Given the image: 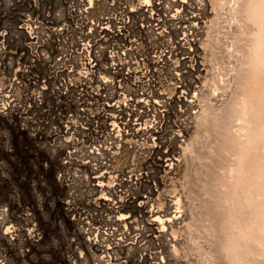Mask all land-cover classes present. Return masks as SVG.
Here are the masks:
<instances>
[{
	"label": "rangeland",
	"instance_id": "1",
	"mask_svg": "<svg viewBox=\"0 0 264 264\" xmlns=\"http://www.w3.org/2000/svg\"><path fill=\"white\" fill-rule=\"evenodd\" d=\"M46 1L0 0V35L7 34V50L4 53L0 48V92L12 93L17 100L10 112L0 114V264H100L101 259L104 264H242V254L249 250L237 246L230 214L233 206L226 195H232V174L238 166L233 155L242 139L237 132L243 120L232 107L226 108V120L212 133L207 123H200V114L206 97L214 111L242 93L252 20L224 19L229 11L217 9L215 0H163L157 6L149 0L157 20L140 10L145 14L138 16V23L144 26L134 31L137 45L127 55L131 62L136 59L133 72L141 77V89L149 95L130 90L135 96L132 101L139 100L144 108L139 122L147 126L144 133L135 134L132 148L122 146L116 160L104 168L110 173L98 178L103 187L95 190L89 177L76 178L71 187L61 183L60 172H67L60 161L63 154L47 143L53 141L50 133L46 138L40 133L42 123L51 125V130L58 127L53 117L69 107L65 96L51 93L61 78L51 61L55 50L51 45L40 49V20L53 22L51 16H58L60 10ZM126 2L140 9L146 0ZM105 6L106 1L98 5L91 17L101 16ZM23 24L33 26V39L18 29ZM40 52L46 53L44 60ZM41 81L48 93L40 105L36 96L44 87ZM0 99L5 97L0 95ZM154 119L161 123L159 129ZM102 192L117 196L100 201ZM204 199L207 212L200 225L204 232L198 233L194 203ZM111 201L121 204L112 207ZM96 235L100 245L92 241ZM113 237H117L115 242Z\"/></svg>",
	"mask_w": 264,
	"mask_h": 264
},
{
	"label": "bare ground",
	"instance_id": "2",
	"mask_svg": "<svg viewBox=\"0 0 264 264\" xmlns=\"http://www.w3.org/2000/svg\"><path fill=\"white\" fill-rule=\"evenodd\" d=\"M104 1H106L104 13L99 17H91L92 12L96 10L97 6ZM47 2L49 5L51 4V6H60V10H58V16H51V20L53 22L48 21V18L46 19L44 17L42 18L43 20H40V49H45V47L51 45L55 50L57 55L51 61L56 63V68L58 69L57 74H59L61 78L57 82L58 86L56 88L52 90L50 88L49 89L51 90L52 94L65 96L67 102L69 103V107L66 111L62 110V113H58V118L52 116L53 123L58 122V127H53L51 130V125L42 123L43 128L41 129L40 133L42 138H46L47 134L50 133L53 141L52 143H47L54 150L60 148V151L63 154L60 157V161L61 164L67 168V172H60L58 178L61 183L64 185L69 184L68 186L71 187L72 185H75L74 183L76 178L82 179L84 177H89V179L91 178L92 183H95L92 186L95 187V190H97L103 187V182H101L100 179L98 180V178L110 173V171L107 173L105 169L108 168L114 159L116 160L115 157L117 154H119L118 152L121 151L122 146H129L132 148L134 144L132 139L136 136L135 134L140 132L144 133L143 131L147 126L146 124L139 122L141 121L143 114H145L144 110H142L144 108L140 107L139 100L132 101L131 98L134 96V94L130 93V90L136 91L139 96L148 94L141 89V77H137L133 72L132 66L136 65V59L131 62L129 59L132 60V58L128 57L127 55H129L132 52V49L137 45L134 37H132L134 36V31L137 30L139 26L141 27L139 30H141L144 26L143 24L139 25L138 16L148 13L154 18V20H157V14L152 12L153 10L150 8L151 5L149 0H146L144 6L140 9L135 8L132 3L126 2V0H47L46 3H44L47 4ZM162 2L163 0H155L154 3L157 6L162 5ZM215 3L217 9L220 11L228 9L229 13L227 14L229 16H223L224 19L227 17L231 22L239 23L245 18L249 17V19L253 22L251 25H254V27L252 26L253 30L250 35V49L245 57L246 64L244 65L246 70H244L243 74L245 75L246 72V77L242 79L244 80V88L242 93H240L238 97L235 95L234 98L229 100L228 105L223 104L224 106H221V104L218 108H215L216 110L214 109V111H212L210 107V97H206L203 101L204 106L202 113L200 114V123H207L206 125L208 126L206 127H208L210 132H217L216 130H212L219 129L221 127L222 123L226 120L225 118H227V116L225 117L227 111L226 108L229 107H232L234 113L239 115L241 118L240 122L243 120V124L240 127L241 131L239 130L240 132H237V134H239H236L237 138L240 137L242 139L240 141V145H238L239 149H235L237 152L233 155L238 157H234L237 159L235 164H238V166H236L237 169L235 168L232 174L234 177L232 180L230 179L232 195H229L228 197L226 195V198L230 199L229 201L232 202L233 206L231 207L232 213L230 214H232L231 217L233 219V229L235 233L238 234L237 239L239 245L237 246L241 248H239L240 250L245 249L246 247L250 251L242 254L240 262L242 264H264V72L257 71L252 61L253 48L257 41L264 37V0H231L229 2L226 0H215ZM33 4L35 5V3ZM140 10L145 13H140ZM158 24H154V26L157 27ZM31 26L29 24H23L21 27H18V29H22V31L26 33L27 36L29 35L28 37L33 39V31L35 29L33 30V26ZM157 29L161 30L162 28ZM162 31H164V29H162ZM4 34L0 35V48L1 52L5 53V50L7 49L4 47V39L5 35L7 34ZM30 44L32 46L35 43L32 42ZM65 47L67 48L66 50L64 49ZM44 58H46V53L44 55L40 52V59L44 60ZM65 63H69L70 66L63 68L62 65ZM47 76L49 77L48 74ZM142 79L146 80L145 77H142ZM42 84L44 87L40 88V96H36L37 100L40 102V105L42 104V98L45 92H47V84L45 82H42ZM11 94L12 93L5 95L4 92H0V95L5 97V100L0 99L1 115H6L8 112H10L12 110L11 108L17 101L14 99V97L12 98L13 95ZM146 110H149V105L147 106ZM164 113H166V110H163L161 113V119H163L165 116ZM228 114L230 115L231 113ZM154 122L158 124L156 119H154ZM160 127L161 123L157 125L158 129ZM155 128L156 127H154V129ZM200 132H202V130H199V134H201ZM210 136L212 135L210 134ZM231 138L233 139L234 136ZM235 142H239V140ZM73 165L77 167L72 168ZM84 166L88 169L86 170L88 172L85 171L84 173L81 171L80 167ZM82 180H80V182H82ZM85 182L82 184L85 185ZM106 186L104 188H106ZM84 189L82 190L84 191ZM102 191H104V189ZM122 194L124 193L122 192ZM108 197L104 194V192H102V197L97 198L100 201H106L109 199ZM83 199L85 198L83 197ZM65 202L67 201L65 200ZM117 202L120 203V201ZM117 202H112L111 206L117 208ZM205 202L206 200L204 199V202L200 201L199 203H194L196 208H193V219L195 220L196 226L198 227L196 230L198 233L204 232L201 228L203 216L206 215L205 213L207 212L205 211ZM64 205L69 209V203H65ZM77 213L79 214V212ZM71 216L73 217V215ZM89 218L87 220H89ZM75 219L76 218H74V220ZM79 219L81 218L79 217ZM72 220L73 219H71V221ZM157 220L158 219L154 220V222ZM90 226H88L87 229H89ZM160 228H164V226H160ZM43 235L44 234L42 233L40 236H38L41 239ZM110 235H112V233ZM107 236L108 235L103 237L105 238ZM93 237V243L95 241L98 242L97 235ZM116 238L114 239L113 237L114 242ZM124 242H126V240ZM99 243L100 242H98V244ZM110 244L112 245L113 243ZM92 245L94 247L97 246L94 244ZM117 245L115 244V246ZM129 246L126 245V248ZM116 252L118 251L116 250L115 253ZM113 253L111 254L113 255ZM200 253L202 254L201 251ZM96 255L97 254L95 253V256ZM106 260H108V258ZM103 261H105V259ZM103 261L101 259V263H103ZM71 263L72 262H69V264ZM107 263L110 264V262Z\"/></svg>",
	"mask_w": 264,
	"mask_h": 264
},
{
	"label": "clouds",
	"instance_id": "3",
	"mask_svg": "<svg viewBox=\"0 0 264 264\" xmlns=\"http://www.w3.org/2000/svg\"><path fill=\"white\" fill-rule=\"evenodd\" d=\"M252 61L255 69L264 72V37L255 44L252 52Z\"/></svg>",
	"mask_w": 264,
	"mask_h": 264
}]
</instances>
